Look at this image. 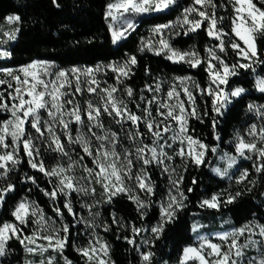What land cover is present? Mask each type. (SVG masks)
Returning <instances> with one entry per match:
<instances>
[{"label":"snow or ice","instance_id":"snow-or-ice-1","mask_svg":"<svg viewBox=\"0 0 264 264\" xmlns=\"http://www.w3.org/2000/svg\"><path fill=\"white\" fill-rule=\"evenodd\" d=\"M175 3L176 0H114L106 12V19L111 21L112 43L127 39L135 31L136 26L127 14L161 12ZM221 7L226 12L231 8L227 24L226 17L218 15L217 9ZM6 20L8 25H14L20 22V17L9 15ZM177 27L181 31L176 32ZM19 31L18 27L9 31L0 28V59L12 56L5 45L15 40ZM151 31V37L141 40L139 51L164 55L172 63L188 64L191 68L205 66L207 86L200 87L191 76L157 78L136 94L124 83L134 74L132 69L138 63L135 55L106 65L74 66L58 71H53L48 61L40 60L15 71L0 68V76L4 77L0 78V113L8 114V118L0 120V180H7L26 157L29 167L42 173L52 185L41 191L52 201L54 216L60 221L57 227L56 219L47 217L37 203L21 200L12 212L14 222L0 223V256L6 255L8 242L16 240L27 253L44 257L39 264H55L56 255L45 256L49 252L59 255L64 264H72L64 256L71 229L64 222L63 208L73 218L72 226L82 224L88 230L85 244L75 248L85 264H114L110 245L96 232L99 227L107 233L111 225L96 222L100 212L93 209L99 208L101 201L95 199V185L102 190L103 202L111 204L116 197L125 196L136 205L143 219L150 207L147 200L155 194L149 168L157 167L161 173L170 174L171 185L167 198L160 203L158 222L150 229L138 228L134 224L124 225L112 214L113 225L130 229L132 235L123 239L136 248L141 264H153L155 253L151 251V243L145 241L146 246L141 250L136 237L150 231L158 239L165 225L172 223L186 207L187 196L180 188L183 176L171 179V174L176 173L173 161L179 157L185 165L190 161L200 166L205 164L207 153L217 152L218 146L209 147L190 132V120H200L201 115L189 85H194L201 97H210L212 112L221 117L231 100L246 92L242 87L230 91L225 88L239 69L255 71L254 65L264 64L260 59L264 52L259 51L257 44L264 37V6H258L254 0H225V4H218L217 0H191L177 20L157 25ZM198 31L215 41L204 49V56L195 48L175 49L169 42V32L187 36ZM229 50L238 58L235 63H227L221 55ZM109 72L113 74L111 84L101 78ZM256 89L264 93V78L256 80ZM247 109L257 122L249 124L244 135L235 133V155H220L227 168H214L218 175L226 176L239 159L253 157L255 172H264V105L249 103ZM217 124L213 118L214 138L219 141L221 137L215 133ZM73 146H79L80 151ZM43 153H54L56 163L46 167ZM186 170L185 166L182 171ZM248 176L249 172L244 170L236 182L243 183ZM26 180L37 183L35 177ZM248 183L254 186L255 181ZM13 191L15 185L10 182L0 187V207ZM191 191L189 188L188 192ZM73 194L82 198L80 207L87 217L74 210ZM240 195V192L215 193L200 201L199 206L219 209L221 204L232 203ZM30 224L32 230L26 234L25 228ZM201 227L196 223L192 230L199 232ZM196 240V245L182 250L179 264H264V224L252 221L218 233L215 235L218 242L204 235L196 236ZM250 248L255 249L256 255H248Z\"/></svg>","mask_w":264,"mask_h":264},{"label":"trees","instance_id":"trees-1","mask_svg":"<svg viewBox=\"0 0 264 264\" xmlns=\"http://www.w3.org/2000/svg\"><path fill=\"white\" fill-rule=\"evenodd\" d=\"M113 0H0V23L10 14H18L20 17L19 33L10 45L12 56L0 59V67L21 66L35 59H46L58 63L60 66L97 65L100 62L123 60L127 56L135 55L138 63L133 67L131 79L126 84L135 92H140L145 84L153 83L157 78L170 80L174 75H191L200 85L206 87L209 83L205 66L191 68L188 64L172 63L164 55L156 56L147 50L139 51L141 40L146 39L152 26L177 20L183 9L189 7L191 0H177L169 9L161 12L146 14L140 17L135 31L127 36V39L113 44L109 21L106 19L107 6ZM259 6L261 0H255ZM218 4H225V0H217ZM218 15L226 17L231 14L229 7L227 12L224 8L217 9ZM172 44L181 50L195 48L201 56L205 55L204 49L215 41L210 40L203 31L171 35ZM258 49L264 52V37L257 41ZM229 64L235 63L237 57L229 50L221 54ZM264 60V55H261ZM251 69H239L238 75L230 77L227 89L236 86L248 89L241 97H236L224 110V115L216 116L212 112L211 98L196 95V108L201 119L190 120L189 129L193 136L201 139L209 147L219 146L231 148L229 142L233 140L237 131L245 133L249 124L255 122L252 113L247 109L249 103L264 104V93L256 89L255 74L264 75V64L254 65ZM207 113V115H204ZM8 118L7 113H0V120ZM215 118L218 124L215 133L221 139L215 140L212 120ZM211 154V152H209ZM23 156V152H21ZM47 167L53 166L56 161L53 156L42 154ZM205 164L193 165L186 163V171H183L182 191L187 196L186 207L177 213L176 219L165 225L162 235L154 238L151 245L153 264L161 261H169L179 264L182 250L197 240L192 230L193 216L196 213L211 211L214 213H227L235 225H243L253 219L264 223V172L256 173L254 161L246 160L249 176L243 183H237L238 178L227 179L214 173L211 162L205 158ZM149 174L155 184V194L148 199L150 207L145 211L141 219L136 205L125 196L116 197L111 204H103L105 222L111 225V230L104 232L105 239L110 245V256L115 264H141L136 248L129 245L123 237L132 233L128 227L120 228L112 224V214L115 213L118 220L124 225L134 224L138 228H150L160 218V200L165 197L170 187L169 174L161 173L157 167H150ZM35 177L37 183L33 184L26 177ZM248 180L255 181L254 186ZM195 181V182H193ZM15 185V191L8 194L3 207L0 209V223L14 222L12 212L19 201L28 196L40 204L44 210L54 216L52 201L43 194L41 189H50L47 177L35 169H31L24 157L17 170L9 174L7 180H0L3 187L6 183ZM191 188L192 191L188 192ZM250 189V190H247ZM240 192L241 195L235 201L221 204L219 209L201 208L200 201L215 193ZM73 201L77 204V195L73 194ZM77 200V201H76ZM62 208V198L59 203ZM65 212V218L70 225L68 245L64 250L65 256L72 264H85L84 259L75 251L77 241L82 236L81 225L72 226V217ZM27 232H31L27 228ZM119 237V238H118ZM137 245L140 237H136ZM26 251L16 240H10L7 245L6 255L2 256L6 264H25Z\"/></svg>","mask_w":264,"mask_h":264},{"label":"rangeland","instance_id":"rangeland-1","mask_svg":"<svg viewBox=\"0 0 264 264\" xmlns=\"http://www.w3.org/2000/svg\"><path fill=\"white\" fill-rule=\"evenodd\" d=\"M177 1V0H176ZM114 2V0L111 2V3H113ZM254 2H255V0H254ZM174 5V4H173ZM172 5V6H173ZM259 6V5H258ZM171 7V6H170ZM169 7V8H170ZM167 10V9H166ZM165 11V10H164ZM151 13H155V12H147V13H141V14H137V13H129V14H127V16H128V18L129 19H131L133 22H134V24H135V26L137 27L138 26V22H139V19H140V17L141 16H143V15H146V14H151ZM10 15H14V16H19L18 14H10ZM9 16V15H8ZM7 16V17H8ZM109 21V23L111 22L110 20H108ZM163 24H165V23H163ZM157 25H160V24H157ZM157 25H154V26H152L151 27V29H150V32H149V34H148V36L146 37V39L147 38H149V37H151L152 36V29L155 27V26H157ZM15 27H18L19 28V23L18 24H14V25H8V23H7V20L5 19L3 22H1L0 23V28H3V30L4 31H9L11 28H15ZM135 27V28H136ZM175 31L176 32H179V31H181L178 27L175 29ZM174 32H169L168 33V37L170 38L169 39V42H170V44L173 46V48H175V49H178V50H181V49H179L178 47H176V46H174L173 44H172V41H171V35L173 34ZM14 41V40H13ZM13 41H9V43L7 44V45H5V47L6 48H8V50L10 51V45L12 44V42ZM119 43V42H118ZM191 49V48H190ZM189 50V49H188ZM181 51H187V50H181ZM37 60H40V61H48L51 65H53V71H58V70H60V69H70V68H72V67H74V66H69V67H63V66H60L58 63H56V62H54V61H51V60H46V59H35V60H33V61H37ZM123 60H125V59H123ZM123 60H112V61H110V62H113V61H123ZM33 61H31V62H33ZM31 62H29V63H31ZM110 62H100V63H98V64H101V65H106V64H108V63H110ZM29 63H27V64H29ZM27 64H24V65H27ZM24 65H21V66H24ZM21 66H14V67H11V66H4V67H0V68H8V69H12V70H18ZM92 66H95V65H76L75 67H92ZM176 76H191V75H174V76H172L171 78H173V77H176ZM112 77H113V74L111 73V72H109L108 74H107V76H104V77H101L102 79H107L108 80V83H113L114 81H113V79H112ZM192 77V76H191ZM0 78H4V77H2V76H0ZM171 78H170V80H171ZM193 78V77H192ZM258 78H264V75H262V74H258V73H256L255 74V81L258 79ZM193 80L195 81V83L196 84H198V82L193 78ZM125 83V85H127L126 84V82H124ZM129 86V85H128ZM190 86V88L194 91V94H195V87H194V85H189ZM237 87H242V86H236V87H234V88H232L231 90H233V89H235V88H237ZM242 88H244V87H242ZM246 89V88H245ZM225 90L226 91H230L229 89H227V86H226V88H225ZM135 92V91H134ZM246 92H248V89H246ZM245 92V93H246ZM136 94H139V92H135ZM145 95H148L147 93H145ZM234 99V98H233ZM232 99V100H233ZM232 100H231V102H232ZM82 102V101H81ZM230 102V103H231ZM229 103V104H230ZM254 104H257V105H264V104H259V103H254ZM131 106V105H130ZM255 122H257V121H255ZM255 122H253V123H255ZM106 123H108L107 121H106ZM190 123V122H189ZM109 126L110 127H113V128H115V127H117V126H115V125H113V124H109ZM29 131H32L30 128L28 129ZM246 132V131H245ZM76 134V128H75V126H73V135H75ZM241 134V133H240ZM245 133H243V134H241V135H244ZM246 139H248V137H245ZM205 143V142H204ZM229 145L231 146V148H221V147H217V152L216 153H211V154H209V153H207V155H206V157L205 158H207L208 157V159L210 160V162H211V168H212V171H213V169L214 168H216V167H220L222 170L223 169H225V168H227V164H226V162L225 161H221L220 159H219V157H220V155H222L223 153H228V154H230V155H235V141H234V138H233V140L232 141H230L229 142ZM73 147H75L76 148V151L77 152H79L80 151V149H79V146H73ZM46 155H49V156H54L55 154L54 153H45ZM82 154V153H81ZM87 159V158H86ZM246 160H248V159H239L238 161H237V163L232 167V168H230V169H228L227 171H228V174L226 175V176H221V175H219V176H221V177H224V178H227V179H232V178H239V176H240V173L242 172V171H244V170H247L248 171V169H247V167H246V165L245 164H243L242 162L243 161H246ZM46 160L44 159V162H45ZM252 161H254V163L256 162V160H255V157H253V159H252ZM189 162V161H188ZM46 165V164H45ZM89 166H91V163L89 162ZM172 166L173 167H175L176 168V173H173V174H171V179H176V178H178V176L179 175H182V173H183V171H182V169L185 167V162H183V161H181V159L179 158V157H177L174 161H173V164H172ZM47 167V166H46ZM214 173H216L215 171H213ZM217 174V173H216ZM150 175V174H149ZM169 176H170V174H169ZM171 186V185H170ZM0 187H2L1 185H0ZM95 187H96V196H95V199L96 200H98V201H101V203H100V205H99V208H94L93 209V211L95 212V211H99L100 212V216L97 218V223L99 224L100 222H105V217H104V215H103V204H104V202H103V193H102V190H101V188H100V186L99 185H95ZM170 188V187H169ZM180 188H181V190H182V187H181V185H180ZM77 195V194H76ZM210 197V196H209ZM209 197H206V198H209ZM143 198V197H142ZM167 198V195H165V197H163L161 200H160V202L159 203H161L162 201H164L165 199ZM206 198H204V199H206ZM24 199H27L28 201H31V202H35V203H37L35 200H33V199H31L30 197H28V196H26V197H24L22 200H24ZM149 199V198H148ZM77 200H78V203L76 204L74 201H73V199H72V204H73V208H74V210L75 211H77V212H79L81 215H83V216H85V217H87V212L85 211V210H83V209H81V207H80V205H81V202H82V198L81 197H79L78 195H77ZM76 200V201H77ZM20 202V201H19ZM18 202V203H19ZM147 202H148V200H147ZM38 204V203H37ZM18 205V204H17ZM39 206H40V208H42L43 209V211H44V213H45V215L47 216V217H53L54 219H56V223H57V227H59V225H60V221H59V219L58 218H55V216H52V215H50V214H48L45 210H44V208L40 205V204H38ZM2 207H0V209H1ZM252 221H255V222H257V223H260V224H264V223H261L259 220H257V219H253V220H251V221H249V222H252ZM64 222L65 223H68L66 220H64ZM249 222H247V223H249ZM196 223H199L200 225H202L203 227H201L200 229H199V232H194V236H195V238H196V236H198V235H204V236H208V238L209 239H213V241L214 242H218V241H216L215 240V235L216 234H218V233H223V232H226V231H229V230H231L232 228H236V227H240V226H242V225H240V226H238V225H235L234 223H233V221H232V219L230 218V216L227 214V213H214V212H211V211H204V212H201V213H196V214H194V216H193V225L194 224H196ZM246 224V223H245ZM81 225V228H82V236L80 237V240H78L77 241V244H76V247H79V246H83L84 244H85V242H86V240H87V229L85 228V226L84 225H82V224H80ZM244 225V224H243ZM27 228H29L30 230H32V225L30 224L29 226H27L26 228H25V233L26 234H29L28 232H27ZM146 228V227H145ZM151 228V227H150ZM150 228H146V229H150ZM96 232L105 240V241H107L106 239H105V236H104V232H103V230H102V228H97L96 229ZM139 237H140V244H139V247H140V249L141 250H144V248H145V241H149L150 243H151V245H152V243H153V240H154V237L152 236V234H151V232L149 231V232H141L140 233V235H139ZM257 239H258V237H257ZM197 243H198V241H197ZM192 245H196V244H192ZM188 246H190V245H188ZM187 247V246H186ZM151 251H152V249H151ZM48 255H56V261H55V264H64V260L59 256V255H57V254H55V253H51V252H49V253H46L45 254V256H48ZM248 255H250V256H254V255H256V251H255V249H252V248H250L249 250H248ZM64 256H65V254H64ZM42 259H44V257H41V256H39V255H31V254H29V253H27L26 252V257H25V262L26 261H32L33 262V264H39V262L42 260ZM111 260H112V258H111ZM113 261V260H112ZM114 262V261H113ZM0 264H6L5 262H3V260H2V256H0ZM115 264V263H114ZM158 264H177V263H171V262H169V261H161V262H159Z\"/></svg>","mask_w":264,"mask_h":264},{"label":"crops","instance_id":"crops-1","mask_svg":"<svg viewBox=\"0 0 264 264\" xmlns=\"http://www.w3.org/2000/svg\"><path fill=\"white\" fill-rule=\"evenodd\" d=\"M228 105H229V104H228ZM228 105H227V106H228Z\"/></svg>","mask_w":264,"mask_h":264}]
</instances>
